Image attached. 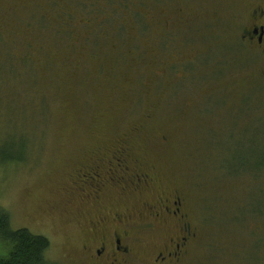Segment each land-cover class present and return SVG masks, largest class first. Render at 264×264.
<instances>
[{
    "label": "rangeland",
    "instance_id": "1",
    "mask_svg": "<svg viewBox=\"0 0 264 264\" xmlns=\"http://www.w3.org/2000/svg\"><path fill=\"white\" fill-rule=\"evenodd\" d=\"M95 1L0 0V143L21 159L0 168L11 228L46 238L54 264H89L88 221L177 196L193 233L180 264H264V61L240 41L264 0ZM55 13L71 14L64 37ZM86 21L108 40L93 48ZM116 148L150 187L79 201L71 178ZM154 223L134 225L124 264H157L180 225Z\"/></svg>",
    "mask_w": 264,
    "mask_h": 264
},
{
    "label": "flooded vegetation",
    "instance_id": "2",
    "mask_svg": "<svg viewBox=\"0 0 264 264\" xmlns=\"http://www.w3.org/2000/svg\"><path fill=\"white\" fill-rule=\"evenodd\" d=\"M240 41L264 61V3L253 9L247 23L241 27ZM118 149L110 151L108 156L86 161L74 174L68 190L77 192L79 201L100 206L101 199L110 191L123 197L142 193L150 187V174L132 167L134 162L127 150ZM142 206V210H111L88 221L87 232L93 241L83 250L89 264H124L132 253L126 243L133 237L134 225H153L154 222L170 223L175 227L178 222L180 225L155 254L154 262L180 264L193 237L191 227L182 222L186 214L180 198L168 197L152 205L142 203L140 208ZM138 220L141 222L137 223Z\"/></svg>",
    "mask_w": 264,
    "mask_h": 264
},
{
    "label": "trees",
    "instance_id": "3",
    "mask_svg": "<svg viewBox=\"0 0 264 264\" xmlns=\"http://www.w3.org/2000/svg\"><path fill=\"white\" fill-rule=\"evenodd\" d=\"M95 2L99 3L100 0L99 1L96 0ZM56 4L59 5V8L61 7V9L64 10H66V8H69L67 6L65 7V5L62 4L61 2ZM82 5L84 6L85 3H83ZM56 7L57 6H55V8ZM111 8H112V10H110L111 12L105 10L104 18L106 17L107 19L108 18L115 19L114 13H118L116 11H118L119 9L116 6H113ZM66 12L68 13V10H66ZM55 16L58 19V22H56V26H58L56 32L59 33L60 36L64 37L66 36V34L70 33L71 31L69 29H66L68 27L69 16H71V14L65 15V17H63V16H58L55 13ZM63 19L66 22L63 25H61ZM86 22L89 23L90 26L94 27L93 28L94 39L92 42L93 48H96L100 42L108 40L106 34L109 31L107 29V23L104 22L103 24L101 23L93 24L92 22H88V21ZM122 22H120L116 26L117 30L119 31H122V29L124 28ZM43 24H44V20H43ZM113 25L114 24L112 23L111 27H114ZM139 28H142L143 30V24L140 23ZM17 150L18 149L15 148L8 149L0 143V168L6 166L10 162H17L21 160L20 157L17 156V153L14 152ZM0 245L2 247H5L7 250V253L5 255L0 256V264H54L47 259V253L50 249L49 241L44 237L32 235L29 231L25 229L13 230L10 225V217L8 213L5 210H3L1 207H0Z\"/></svg>",
    "mask_w": 264,
    "mask_h": 264
}]
</instances>
